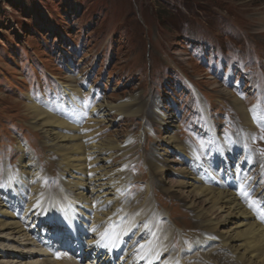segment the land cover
Listing matches in <instances>:
<instances>
[{
	"label": "rangeland",
	"instance_id": "rangeland-1",
	"mask_svg": "<svg viewBox=\"0 0 264 264\" xmlns=\"http://www.w3.org/2000/svg\"><path fill=\"white\" fill-rule=\"evenodd\" d=\"M66 83L73 87L68 104ZM122 101L128 103L124 116L109 115L106 125L89 121L92 107ZM29 105L39 116L66 121L67 128L55 130L70 137L69 145L79 141L84 150L89 140L123 145L125 155L114 156L110 168L123 185L128 217H142L134 228L145 225L152 245L165 248L163 256L172 253L175 259L183 256L182 264H204L196 250L188 252L192 241L219 238L233 217L216 230L197 218L186 203L194 202L197 209L208 205L183 192L178 183L189 180L177 168L206 184L208 170L218 178L236 175L244 151L232 150L223 131L238 132L237 126L235 138L256 158L258 151L259 165L264 160V131L255 126L248 133L256 123L264 124V0H0V197L9 177L19 197L32 196L49 211L76 195L64 182L61 152L39 129ZM214 125L216 133L210 135L211 127H204ZM212 136L218 138L214 147L220 154L215 163L203 155ZM31 166L40 182L33 191ZM253 173L264 185V169ZM17 177L28 183L18 185ZM259 191L257 186L242 200L261 219ZM14 210L18 219L22 209ZM81 211L76 216L83 220ZM44 231L38 234L49 245H42L55 254L34 259H45L40 264L70 259L56 254L66 249L46 235L53 232ZM70 255L76 260L74 252Z\"/></svg>",
	"mask_w": 264,
	"mask_h": 264
},
{
	"label": "bare ground",
	"instance_id": "bare-ground-1",
	"mask_svg": "<svg viewBox=\"0 0 264 264\" xmlns=\"http://www.w3.org/2000/svg\"><path fill=\"white\" fill-rule=\"evenodd\" d=\"M62 86L63 93L66 95L65 104H68L67 97H70L73 87L70 83ZM238 106H240V103ZM28 109L33 112L35 118L37 117L39 129L47 135L50 145H54L55 150L61 152L60 170L66 177L64 179L65 184L71 191L75 192L76 197L72 198L73 201H70L72 204L76 203L77 207H72L70 201L66 199V204L63 203L65 205L58 208L54 207L55 209L48 211L45 206H40L32 196L27 200L19 197L18 192L11 184L13 179L8 177L7 183H9V186L5 190L4 197H0V257L3 259L0 264H40L45 259H34V257L54 255L55 253L51 248L48 247L49 250H46V247L44 248V245H49V243L40 239L38 234L39 229L43 230L40 235L47 233V231H44V227L53 232L46 235L51 236L54 241L56 240L59 243L60 247L66 249L65 253L56 252V254L60 253L61 256L65 255V258H70L66 259V262L52 260L51 264H81L84 261L83 259L87 257L92 259L85 261V264H182L181 258L183 256L180 255L177 259L173 257L172 253L163 256L165 248L152 245L150 240L153 234L149 231L146 232L145 225H137V231L134 235L131 234L132 230H136L134 225L142 217L134 213L133 217L131 215V218L128 217L129 208L127 209L126 204H122L125 193L124 188H122L123 185L121 186L119 180L114 177L116 172L113 174L110 168V162L114 156L118 154L125 155L123 145L107 144L94 140L87 141L88 145L86 144L85 150L84 144L82 145L79 141L69 145L66 141L70 137L55 130V128H67L68 123L66 121L49 120L48 115L44 116V114L41 117L36 106L33 105H29ZM125 109H128L127 101L126 103L122 101L119 104L101 102L89 111V121L106 125L109 123L107 120L109 115L118 113L119 116H124ZM41 119L44 120L41 121ZM214 127L217 128V126H211L210 129L215 132ZM254 127L251 126L248 133L253 131ZM256 127L264 131V124H256ZM236 128L239 131H230L228 142L233 145L232 150L235 152L243 150L245 155L241 160L242 169L236 175L233 176L229 173L222 178H218L213 175L212 171L208 170L207 181L209 184H206L197 176L185 175L184 168H177L179 170H176L177 173L184 175L189 180L178 183L183 192L185 194L189 191L193 192L198 198H203L205 205H208L206 208L197 209L194 207L196 206L194 202L186 203L187 208L195 209L197 218L205 219L202 221H206V225L211 230L220 228L226 223L227 218L233 217L230 222L231 225L223 228L222 232L217 235L219 238L193 239L194 241L190 246L192 250L188 252L196 250L201 255L202 260L208 264H229L225 261L226 257L229 261L238 264H264V218H257L258 215H255L252 208L251 211L245 204L246 202L244 203L242 200L246 194L252 192L257 186L260 188L259 193L262 192L261 198L264 199V185H262V182L258 183V177L253 173L254 170L264 169V160H260V165L257 163V158L259 159L257 145L254 146L257 151L256 158L255 152L250 147L245 146V143L242 145L240 140L235 138L240 132V129ZM247 139H250V136ZM215 141H217L216 138ZM214 143L211 142L203 152V155L207 157L206 161L209 163H215L220 157L216 150L214 154H209ZM172 145H174L175 150H181L182 156H188L187 151L181 146H176L175 143ZM83 151L87 156L81 153ZM194 155L197 158L199 153L194 152ZM85 160L89 164L88 167L83 163ZM229 163L231 164L232 161H229ZM28 169L33 176H30L33 181V191L40 183L39 175L37 169L33 166ZM88 172L90 174H87ZM7 174L9 176V173ZM13 178L15 180L16 177ZM119 179L121 180V178ZM16 180L19 183L18 185L25 183V180H18V177ZM87 189L89 194L84 193ZM10 196L13 197L11 201L8 200ZM252 202H256V200H252L251 204ZM15 207H21L22 209V215L19 218L17 217L18 219H15L14 216ZM79 210L84 212L83 220L78 219L80 216L78 218V215L76 216ZM223 210H225L224 215L220 213ZM217 214H219V217L216 216ZM3 241H6V243ZM213 251H216V255L220 257H216ZM72 252H74L76 260L71 257ZM23 259H27V261L21 263Z\"/></svg>",
	"mask_w": 264,
	"mask_h": 264
},
{
	"label": "snow or ice",
	"instance_id": "snow-or-ice-1",
	"mask_svg": "<svg viewBox=\"0 0 264 264\" xmlns=\"http://www.w3.org/2000/svg\"><path fill=\"white\" fill-rule=\"evenodd\" d=\"M254 203H255V202H252V204H250V206H253Z\"/></svg>",
	"mask_w": 264,
	"mask_h": 264
}]
</instances>
